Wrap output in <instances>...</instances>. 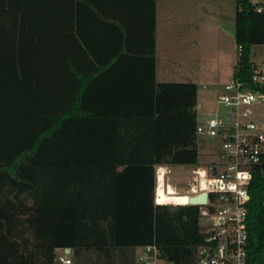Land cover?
Returning <instances> with one entry per match:
<instances>
[{
    "label": "trees",
    "instance_id": "trees-1",
    "mask_svg": "<svg viewBox=\"0 0 264 264\" xmlns=\"http://www.w3.org/2000/svg\"><path fill=\"white\" fill-rule=\"evenodd\" d=\"M118 1L115 21L77 0L78 15L86 8L88 22L119 34L96 51L98 30L77 26L98 67L71 69L79 82L71 95H47L62 36L26 13L64 5L0 0V264H53L57 249H70L73 264H137L147 246L167 263L195 264L199 207L155 205L154 192L155 167L199 163L197 87L154 84L156 0ZM232 1V79L244 82L251 48L264 45V12ZM128 64L137 67L132 79L123 77ZM249 194L246 264H264V177L254 176Z\"/></svg>",
    "mask_w": 264,
    "mask_h": 264
},
{
    "label": "built area",
    "instance_id": "built-area-1",
    "mask_svg": "<svg viewBox=\"0 0 264 264\" xmlns=\"http://www.w3.org/2000/svg\"><path fill=\"white\" fill-rule=\"evenodd\" d=\"M252 3L257 13L264 12V0ZM216 99L227 113L215 114L196 128L212 156L206 175L193 172L192 193L182 194L187 198L185 204L165 203L157 192V184L162 186L164 182V166L155 167L154 204L194 206L189 199L205 193V203L198 206L203 243L196 249L195 264H246L249 189L255 175L264 177V121L257 116L259 109L264 108L263 66L255 64L247 81L232 79ZM167 189L165 186L166 193ZM66 250L55 251L53 264H73L71 251ZM136 261L171 264L160 258L154 246L137 249Z\"/></svg>",
    "mask_w": 264,
    "mask_h": 264
},
{
    "label": "crops",
    "instance_id": "crops-1",
    "mask_svg": "<svg viewBox=\"0 0 264 264\" xmlns=\"http://www.w3.org/2000/svg\"><path fill=\"white\" fill-rule=\"evenodd\" d=\"M40 1V0H38ZM55 3L63 4L58 8L48 10H35L26 13V17L35 19H46V24L53 26L54 29L61 33L62 39L58 41L57 45L53 46L54 59L48 73L51 75L49 88L44 90L47 95H71L79 89V82L77 76L71 73L73 69L78 74H86L92 72L97 68V62L92 61L87 56V51L82 46L76 35V27L81 24V30L84 28H95L98 30V39L96 41V51H105L109 46L112 35L119 34L118 30L108 27L106 24L95 25L88 22L90 11L82 8L79 15L77 14L76 2L77 0H46ZM92 3L95 8L100 11V14L110 20L115 21L120 17L119 1L118 0H87ZM177 4L182 7V11L188 10L193 3V0H176ZM214 0L213 4H217ZM169 0H156L155 6V52H154V84L159 83H193L198 88L201 86L204 91L202 95L208 98V95L218 96V91L223 90V86L232 80L236 64L238 61V52L234 40V33L230 36L224 31V22L218 19L212 22L209 27H201L199 31L198 26L189 25L190 19H183L178 22H172L170 25L165 18V11ZM216 9L220 5H215ZM235 12L236 6L234 4ZM207 13V12H206ZM220 15L218 10L214 12ZM221 16V15H220ZM222 17V16H221ZM223 18V17H222ZM86 22L89 24L86 25ZM83 23V24H82ZM83 25L85 27H83ZM62 27V28H60ZM107 27L109 29H107ZM195 27V32L185 34L189 28ZM207 28V29H206ZM54 40V30L50 33ZM53 44V42H52ZM200 45V48L196 47ZM194 46V48H193ZM212 55L215 60L212 63L221 61L223 64H228L224 69L216 68L209 76L201 75L202 67H198V61H201L204 56ZM61 56V57H60ZM106 57V56H105ZM207 59V58H206ZM204 59V60H206ZM137 64V63H136ZM182 66L183 71L179 69ZM130 67V64L126 65ZM125 67V69H127ZM126 71V72H125ZM123 71L124 78H133L138 75L137 67H130V69ZM112 72V71H111ZM199 72V73H198ZM111 80L114 78V72L111 73ZM201 75L202 77H200ZM176 77H181L180 81H174ZM117 78V74H116ZM154 85H152L153 87ZM151 87V88H152ZM222 87V88H221ZM200 95V93H199ZM202 103L198 101V109ZM206 119V118H205ZM204 119V120H205ZM203 120V121H204ZM202 122V121H200Z\"/></svg>",
    "mask_w": 264,
    "mask_h": 264
},
{
    "label": "rangeland",
    "instance_id": "rangeland-1",
    "mask_svg": "<svg viewBox=\"0 0 264 264\" xmlns=\"http://www.w3.org/2000/svg\"><path fill=\"white\" fill-rule=\"evenodd\" d=\"M217 4H213L214 0H193L191 7L188 10L182 11V7H180L178 1L169 0L165 11V18L167 23L170 25L172 22H178L183 19H190L189 25H197L199 31H201V27H209L212 22L218 21V19H222L224 22V31L230 36L231 33H234V18H235V8L234 2L232 0H215ZM215 5H220L219 8L216 9ZM218 10L220 15H216L214 12ZM207 12V13H206ZM29 15L30 12H27ZM218 19H217V18ZM207 29V28H206ZM195 27L189 28L185 31V34L189 32H195ZM200 48V45H196V47ZM194 48V46H193ZM207 58V59H206ZM201 61H198L197 66L200 70L203 69L201 75H211L213 70L216 68L226 69L228 64H223L221 61L218 63H212L215 58L212 55H206L201 58ZM206 59V60H204ZM250 60L256 65H261L264 68V45L253 46L250 50ZM181 71H183L182 66L179 67ZM199 73V72H198ZM199 75L200 77H202ZM175 82L180 81L181 77H176L172 79ZM222 88V87H221ZM224 88V86H223ZM222 88V89H223ZM206 91L201 86L198 88V101L202 103V106L197 110L199 121H203L205 118H210L215 116V114L225 115L227 110L217 103L216 95H208V98L205 95H202ZM200 93V95H199ZM218 95L223 94V90H219ZM258 119L260 121H264V108H260L258 111ZM200 140V156L199 163L196 166H182V165H172V166H164L162 173H164V182L162 186L157 184L158 189L162 188L165 190V186L170 187L176 194H191L192 193V182H193V172L199 173L200 175H206L207 166L212 159L210 155V149L205 145V141ZM156 187V188H157ZM156 190V189H155ZM195 193V192H193ZM137 264H140L137 262Z\"/></svg>",
    "mask_w": 264,
    "mask_h": 264
},
{
    "label": "bare ground",
    "instance_id": "bare-ground-1",
    "mask_svg": "<svg viewBox=\"0 0 264 264\" xmlns=\"http://www.w3.org/2000/svg\"><path fill=\"white\" fill-rule=\"evenodd\" d=\"M157 192L160 197V201L165 203H172L173 201H178L181 204H185V201L187 200V198L183 195H176L170 187H168L167 193L165 192V190H162V188H159Z\"/></svg>",
    "mask_w": 264,
    "mask_h": 264
},
{
    "label": "water",
    "instance_id": "water-1",
    "mask_svg": "<svg viewBox=\"0 0 264 264\" xmlns=\"http://www.w3.org/2000/svg\"><path fill=\"white\" fill-rule=\"evenodd\" d=\"M206 198H207V195L205 193H203V194H201L199 196L190 198L189 199V204L190 205H194V206L203 205L205 203V201H206ZM66 252L70 253V249H67Z\"/></svg>",
    "mask_w": 264,
    "mask_h": 264
}]
</instances>
